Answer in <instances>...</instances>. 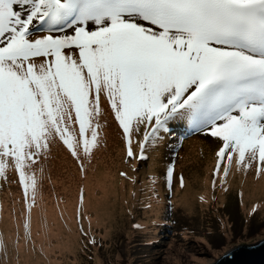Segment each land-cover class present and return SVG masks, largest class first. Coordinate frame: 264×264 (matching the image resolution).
<instances>
[{
    "label": "snow or ice",
    "instance_id": "1",
    "mask_svg": "<svg viewBox=\"0 0 264 264\" xmlns=\"http://www.w3.org/2000/svg\"><path fill=\"white\" fill-rule=\"evenodd\" d=\"M113 124L129 158L183 128L215 144L213 183L264 172V0H0V181L25 239L52 146L86 174Z\"/></svg>",
    "mask_w": 264,
    "mask_h": 264
},
{
    "label": "rangeland",
    "instance_id": "2",
    "mask_svg": "<svg viewBox=\"0 0 264 264\" xmlns=\"http://www.w3.org/2000/svg\"><path fill=\"white\" fill-rule=\"evenodd\" d=\"M179 131L148 148L137 167L139 149L134 146V158L127 157L116 125L106 127L86 174L54 144L32 209L31 239L24 237L22 187L0 181V264H197L264 233V172L233 168L226 182L221 173L213 183L215 144L202 135L182 138L188 132ZM95 175L105 177L106 196L96 192L87 199L83 181ZM62 180L73 190L65 194L74 196L72 223ZM52 203L58 221L47 225ZM81 224L94 245L82 236Z\"/></svg>",
    "mask_w": 264,
    "mask_h": 264
},
{
    "label": "water",
    "instance_id": "3",
    "mask_svg": "<svg viewBox=\"0 0 264 264\" xmlns=\"http://www.w3.org/2000/svg\"><path fill=\"white\" fill-rule=\"evenodd\" d=\"M197 264H264V233L242 238Z\"/></svg>",
    "mask_w": 264,
    "mask_h": 264
},
{
    "label": "bare ground",
    "instance_id": "4",
    "mask_svg": "<svg viewBox=\"0 0 264 264\" xmlns=\"http://www.w3.org/2000/svg\"><path fill=\"white\" fill-rule=\"evenodd\" d=\"M190 135V134H188ZM182 138L183 137H187V136H181ZM70 163H72V161H70ZM53 167H54V163H53ZM98 174V172L96 173V175ZM95 175V177H90V176H87L84 181H83V186L85 187V191L87 193V199H92L93 196H95V193L97 192V195L99 193L103 194V196H106V180H105V177H97ZM64 186H67L65 185V182L62 180ZM78 189V187H77ZM72 192L73 190L71 189L70 191H65L64 190V195L65 194H69V195H72ZM67 197V204H66V211H67V221H70L71 223L73 222V201H74V196H72L71 198L68 197L67 195H65ZM181 200V198L179 199V201ZM89 203V202H88ZM90 208H91V205L89 204ZM55 205L52 203L50 205V210L52 211L51 213L53 215H51V217H45L46 219V223L48 225V223H56L58 221L57 217H56V212H55ZM102 208H105V206H101ZM36 232V231H35ZM157 236V235H156Z\"/></svg>",
    "mask_w": 264,
    "mask_h": 264
},
{
    "label": "trees",
    "instance_id": "5",
    "mask_svg": "<svg viewBox=\"0 0 264 264\" xmlns=\"http://www.w3.org/2000/svg\"><path fill=\"white\" fill-rule=\"evenodd\" d=\"M138 210L140 211V208H138ZM147 236H152V235H148V234H147Z\"/></svg>",
    "mask_w": 264,
    "mask_h": 264
}]
</instances>
